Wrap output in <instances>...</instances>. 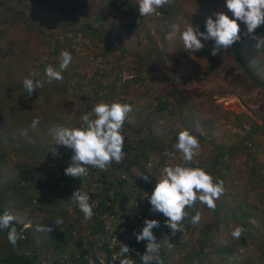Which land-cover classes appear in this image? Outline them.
<instances>
[{
  "label": "rangeland",
  "instance_id": "374dc122",
  "mask_svg": "<svg viewBox=\"0 0 264 264\" xmlns=\"http://www.w3.org/2000/svg\"><path fill=\"white\" fill-rule=\"evenodd\" d=\"M138 8V0H0V207L2 213L8 210L31 224L25 229L17 223L22 238L15 246L9 243L7 230L0 232V259L5 258L3 246L8 245L14 248L13 260L26 253L35 257L34 264L56 260L74 264L96 241L90 228L97 219H85L70 199L72 192L81 188L89 194L90 201L92 195L104 191L107 185L99 179L105 170L92 168L91 174L83 178L66 179L64 169L69 166L71 151L62 146L54 153L61 145L56 146L49 133L58 124L80 127L81 115L90 112L96 103L115 101L133 106L122 134L132 144L131 156L139 152L146 155V162L145 158L141 161L144 171L135 163L126 173H119L128 181L124 188L130 195L128 208L132 215L115 224L110 220L105 223L107 229L117 228L110 238L111 249L142 230L145 219L160 221L154 233L164 240L165 218L150 211L148 196L156 185L153 175L159 176L165 163L181 162L180 153L175 160L163 155L173 150L180 131H190L201 143L190 166L207 169L221 152L215 150L214 144L230 149L250 132L251 119L260 125L264 122V95L254 88L241 66L242 60L250 68L262 63L257 73L264 78V42L258 47L259 40L264 39V24L252 35H244L246 26L241 24L242 40L221 49L214 56L216 62L209 56L213 42H204V48L191 53L184 49L179 34L171 40L167 36L173 25L181 30L191 23L200 25L214 12L231 16L225 0H168L158 9L159 15L148 17L141 16ZM64 49L72 54V63L64 73L65 79L49 84L44 68L58 64ZM225 61L228 64L223 67L215 64ZM216 65L218 69H211ZM33 69L40 73L37 78L43 81V87L28 97L23 80ZM112 86L116 91L110 94L108 88ZM103 93L106 99H101ZM163 101H169L167 108ZM35 118L40 123L33 129L30 125ZM259 142L262 149L256 154L264 163V133ZM153 146L160 151H152ZM245 147L224 155L225 165L233 166L226 175V192L216 204L219 207L227 203L235 210L242 201L249 204L250 214L245 218L252 220L253 227L246 232V245L233 250L236 246L232 244L242 236L235 239L231 235L240 226L232 216L219 220L221 209L211 210L197 202L194 210L195 214L200 212L201 220L197 225L188 221L190 233H186V225L176 238L167 230L170 245L163 246L159 253L167 256L163 264H264V180L261 183L250 176L252 161L244 153ZM248 149L249 153L253 151ZM108 171L113 172L112 164ZM145 172L149 182L138 177ZM92 201L94 209L98 208L100 200ZM253 214L261 215V224L252 218ZM56 219L63 223L56 225ZM43 224L52 231L35 230ZM215 225V246L211 252L207 249L202 258L196 257L203 229ZM79 242L83 243L80 247ZM222 249L230 253L222 255L218 252ZM145 250L146 246L141 254ZM130 255L134 264H140L139 254ZM119 259L116 252L108 262L100 251L89 256L90 264H119ZM0 264L18 263L0 260Z\"/></svg>",
  "mask_w": 264,
  "mask_h": 264
},
{
  "label": "clouds",
  "instance_id": "9594fccd",
  "mask_svg": "<svg viewBox=\"0 0 264 264\" xmlns=\"http://www.w3.org/2000/svg\"><path fill=\"white\" fill-rule=\"evenodd\" d=\"M167 3L168 0H138V11L143 17L159 15L158 9ZM225 5L231 16L223 11L214 12L213 16L207 18L203 31L199 25L194 26L193 23L183 30L178 25H173L167 38L171 40L179 34L184 49L191 53L198 52L204 48V42L211 41L214 44L211 54L215 56L221 49L226 50L242 40L241 24L246 26L244 35H252L264 24V0H225ZM262 42L264 39L259 40L258 47ZM72 60L70 51L62 50L59 63L48 64L44 68L43 75L47 82L50 84L53 81H62ZM39 75L40 73L33 69L23 80L28 97H31L36 89L43 87V81L37 78ZM132 111L133 106L126 102H100L96 103L90 112L81 115L83 123L80 127L58 124L50 128L49 133L56 144L72 152L69 166L64 169L65 175L83 178L87 175L89 166L106 171L113 162L119 164L125 155V137L122 129ZM39 123V118H35L30 126L35 129ZM200 148L201 143L197 136L188 130L180 131L172 145L173 150H166L163 155L175 160L177 153H180L181 162L174 165L165 163L160 169V175H153L156 185L148 196L150 211L162 214L165 218L164 226L170 229L171 236L182 231V222L190 215L187 209L194 208L199 202L208 209L215 210L216 201L225 191L223 181L214 178L206 168L190 166ZM138 177L145 182L150 180L148 173H141ZM70 202L78 207L85 219L94 216V205L90 203L89 194L82 188L72 192ZM108 220L118 222L119 218L117 221L115 217ZM200 220L199 211L191 216L193 225L199 224ZM54 222L59 226L63 223L62 219H56ZM17 223H22L25 229L31 227L30 223H24L8 210L0 213V232L7 230V239L13 246L22 238L17 230ZM160 226L161 223L157 219H145L142 230L135 233L137 242L147 241L145 252L139 254L140 264H162L159 253L163 246L170 245V237L164 235V240L158 241L153 229ZM35 230L50 233L52 228L43 224L37 225ZM244 231L242 226H236L231 235L239 239ZM119 255V264H134V260L129 258L132 256L129 246L123 244Z\"/></svg>",
  "mask_w": 264,
  "mask_h": 264
},
{
  "label": "trees",
  "instance_id": "16d2710c",
  "mask_svg": "<svg viewBox=\"0 0 264 264\" xmlns=\"http://www.w3.org/2000/svg\"><path fill=\"white\" fill-rule=\"evenodd\" d=\"M197 1L199 3H204L205 1H208V0H197ZM201 19H202V21L204 20L203 18H201ZM204 22H202L199 25L200 30H202V31L204 30V25H205ZM261 34L264 35V31H261ZM201 52L205 55L207 54L204 51H201ZM209 54H210L209 56L212 58V60L215 61L216 58L211 53H209ZM216 62H218V59L216 60ZM243 62L244 61L242 60L241 66H242L243 71L247 73V76H249L250 81L253 83L254 88L260 90L264 95V78L260 77L257 73L259 70L261 71V68L263 67L262 63H259L258 66L254 67V68H250ZM215 64L219 65V67H223V66H226L228 64V62L225 61L222 63H215ZM217 65L215 67L212 66L211 69L212 68L215 69L216 67L218 69ZM217 74H220V71H217ZM64 90H66V89H64ZM108 90H109L110 94H113L116 91V88H115V86H112V87H109ZM100 96L103 97V98L101 97V99H106L108 97L107 95L104 96V93ZM163 102L165 103L164 108L165 107L167 108L169 106V101H163ZM157 109H159V108L156 107L155 111H157ZM251 120H252L251 121L252 127H251L250 132H247L245 137H243L242 140L240 141V143H237L236 146L234 145L230 149H225L224 147H222L219 144H214L215 150L217 149V150H220L221 152H219V154H216L212 158V164H210L207 167V170L213 175L214 178L222 180L224 183V186L227 183V181H226L227 176L226 175H227V173H229V174L231 173V168L233 166V163L229 164L228 166L225 165V161L223 160L224 155L228 156V155L232 154L234 152V150H241V146H246L244 149V153H246V154L248 153V155L250 156L251 161H252V170L250 171V176L252 178L260 179L261 183H263V180H264V163L259 161L256 153L258 150L262 149V146H261L259 141H260L262 133H264V130H262L264 128V122L262 123V125H260L259 123L256 122V120H254V119H251ZM248 142L250 143V146L248 145ZM55 145L58 146L57 144H55ZM61 147H62V145L59 148H57L56 151L54 150V153L58 152ZM249 147H250V149L253 150L251 153H249V149H248ZM131 149H132V144L130 142L125 141V144H124V152H125L124 156L125 157H124V159L119 164L113 162L112 163L113 172L110 173L109 171L108 172L105 171L101 175V178L99 179L102 183L107 185V187L104 191H101V193L92 195V198H91L92 200H94V199L100 200L99 207L94 209L95 214L93 217H95L97 220H95L94 224L90 228V231H92L91 234L97 236V238H96L95 242H92L90 244L88 249H85L82 252L83 255L80 258L74 260L75 261L74 264H90L89 256H91V255L95 256V253L97 251L103 252L105 254V258L107 260L106 262H108V260H110L112 252L119 253V249L123 246V244H117L114 247V249L110 248V246H109V243L111 241L110 238H112V236L116 232L117 228L115 230L107 229V227L105 228V223L107 222L108 219L115 217V216H118L119 219H128L132 215L131 210L128 208V201H129L128 197L130 195L126 191V189L124 188V183L128 182V181H124V179L119 177V173H121V172L126 173L127 171H129V168L135 163L140 165L141 170L144 171V169L146 167H145L144 163L141 164V161L143 160V158L146 157V155L143 154V152H139V153H135V156H131V154H130ZM151 149H152V151H155V150L160 151V148L155 147V146H153V148H151ZM145 162H146V158H145ZM63 176H65L66 179L68 178L67 175H65V173ZM110 176L112 177V180L109 179ZM131 176H132V173H131ZM233 181H234V179H233ZM139 186H141V185H139ZM262 186L264 187V183L262 184ZM137 189L138 188H135V190H137ZM225 192H226V190L224 191V193ZM224 193H223V195H224ZM92 200L90 201V203L93 202ZM248 205L249 204L247 202L242 201L240 208L236 209V210H235V207L233 205H229L227 203H225V205L220 204L219 207L217 206L215 208V210H217L218 208L221 209L219 212H221L222 217L220 216L219 220H224L225 215L229 216V217L232 216L231 219L235 222H238L240 224V226H242L245 229L244 233L242 234V238L239 240V242L237 240V242L232 244L233 246H236L233 249L234 251L235 250L238 251L239 246L246 245V241H245V239L247 238L246 232L248 231L249 227H253V224L251 223L252 220H249V218H245L246 216H248L247 214H250L247 211ZM119 211H121L120 214L118 213ZM187 211H189L190 215L188 217H186L184 219V221L182 222V229L185 228V225H186V227H187L186 233H190L191 232V229H190L191 226L188 225V221L191 220V216L195 215V210H194V208H191V209H187ZM0 213H2L1 207H0ZM252 218L256 219V222L259 221L260 224L262 223L261 215L253 214ZM114 224H115V222H114ZM216 226L217 225H215V227H207V228L203 229L204 232H203L202 239L199 242L198 250L196 251V257L202 258V256L204 254H206L207 249H209L211 252V250L215 246L214 240H215V234L217 232ZM18 228H19V226L17 227V229ZM167 230H170V229L165 226V228L162 231V234L166 235ZM154 231H155V228L153 229V232ZM182 231H178L175 235V238L179 237V235ZM135 233H137V232H135ZM135 233L133 234L132 238L127 239L124 244L129 246L130 254H132L133 252H135L136 254H141V251H143V249L145 248L147 241L137 242ZM116 238L120 239V235H117ZM65 239H66V237H65ZM179 240L180 239H178L177 242ZM158 241H161V240L158 239ZM81 244H83V243L79 242L78 246L80 247ZM107 245H108V247H107ZM13 249H14L13 247H8V245H6V246L4 245L3 250H4L5 258H2L0 260H3V261L5 260V262L18 263V264H34L35 263L34 262L35 257H28L26 255V253H23V254L18 255V256L16 255L17 258L13 260V256H11V255H15V253L13 252ZM161 250H163V247L161 248ZM262 251H264V249H262ZM218 252H220L222 255H223V253L224 254L230 253V251L227 249H222V250H219ZM159 256H160V259L162 262L167 258V256H164V255H159ZM8 259L11 261H8ZM50 264H60V263H59V260H56L54 262L51 261ZM97 264H100V263H97Z\"/></svg>",
  "mask_w": 264,
  "mask_h": 264
},
{
  "label": "built area",
  "instance_id": "2783aa9c",
  "mask_svg": "<svg viewBox=\"0 0 264 264\" xmlns=\"http://www.w3.org/2000/svg\"><path fill=\"white\" fill-rule=\"evenodd\" d=\"M71 155H72V152L70 153ZM71 157V156H70ZM70 163V160L68 161V164ZM94 169H92V167L91 166H89L88 167V173H87V175L88 174H91V172L93 171Z\"/></svg>",
  "mask_w": 264,
  "mask_h": 264
}]
</instances>
